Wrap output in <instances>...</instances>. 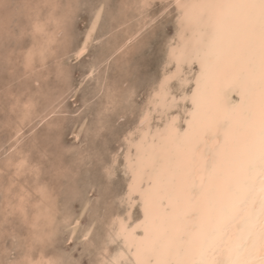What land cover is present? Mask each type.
<instances>
[{
  "label": "snow or ice",
  "instance_id": "snow-or-ice-1",
  "mask_svg": "<svg viewBox=\"0 0 264 264\" xmlns=\"http://www.w3.org/2000/svg\"><path fill=\"white\" fill-rule=\"evenodd\" d=\"M144 7L152 5L145 0ZM169 11L173 20L180 21L179 40L171 28L163 39L175 71L164 81H156L152 97L163 132L149 140L137 137L135 147L127 151L121 146L112 154L96 146L82 153L86 161L98 164L90 191L99 189V207L80 239L99 238L102 255L96 259L94 250L88 249L81 255L89 257L88 264H224L215 257L217 251L226 249L229 264H264V0H176L171 5L157 4L151 23L162 29L169 21ZM99 19L97 13L78 55L86 54L87 39ZM148 27L144 25L136 35ZM189 64L193 71L186 80L181 66ZM210 76L221 114L204 123L200 99ZM169 79L175 80L171 88ZM180 101L185 102L186 124L177 133ZM127 135L121 134L120 139ZM165 137L178 141L179 147L168 151L162 142ZM74 139L78 143L73 147L82 149L85 141L79 135ZM256 167L262 194L260 254L258 259L241 261L243 249L237 240L229 241L230 226L247 222L251 197L230 199L221 215L227 224L215 221L204 232L200 226L206 188L210 178L216 183L222 170L230 168L232 190L250 191L252 186L242 177L245 171L253 174ZM121 180L123 186L118 187ZM121 205L123 210L117 214L113 207ZM133 205L140 215L129 222Z\"/></svg>",
  "mask_w": 264,
  "mask_h": 264
},
{
  "label": "rangeland",
  "instance_id": "rangeland-1",
  "mask_svg": "<svg viewBox=\"0 0 264 264\" xmlns=\"http://www.w3.org/2000/svg\"><path fill=\"white\" fill-rule=\"evenodd\" d=\"M10 1L11 4L8 5L4 14L7 13L8 15V10L13 8L18 17H10V20L9 16L12 15L4 16L3 20L5 22L9 20L11 22H8V24L14 22L12 25H17L13 26L14 29L10 30L8 36L6 35V38H4L6 40L0 39V68H2L0 71V81L2 82L0 83V121H5L0 123V142L3 144L0 151V163L9 154V150L7 151L6 149H9L15 143V132L6 126L5 120L8 116H14L11 114L10 108H8L11 101L10 93H23L22 98L34 93L37 103L42 109V106L46 107L51 100H55L56 96L63 92L61 99L63 101L59 111L57 110L56 114L44 120V124L39 122L38 118H34L35 121L24 126L25 129L20 136V141L25 140L24 142L21 141V144L27 149L32 147V161L38 166L40 165L38 180L40 179L39 182L51 187L55 195L56 206L61 212L57 230L54 233L55 235L52 236L53 239L45 243L46 254L58 259V264H77V262L78 264H88L89 257L87 255L82 256L81 253L85 249L90 252L94 250V258L98 259L100 258L99 252H101L98 246L102 243L99 238L95 241L91 237L89 241L80 239V234L86 231L85 227L89 221L96 218L95 213H97L99 207L96 202V195L99 189L96 192L90 191L91 185L98 175V164L86 161L82 157V153L86 150H92L96 146H103L107 152L112 154H114L113 150L119 152L121 146L126 150L125 141H122L120 136L135 128L147 98L152 93L153 88L156 87V81H159L163 74L162 71L164 70L162 69L166 67L167 60L163 39L164 36L168 35L167 28H171L173 33L176 31L177 21L171 18L170 11L169 21L162 29H158L153 25L151 23V13L155 10V6L157 4H167V2L170 5V2L169 0H152L151 5L153 7H147L144 13V16L148 17L149 27L141 32L135 38L136 40L126 46L122 52H118L109 58L108 56L112 48L117 45V41L124 36L127 30L134 29L138 24L137 22L144 17L132 18L128 23L120 25L119 22L123 20L119 17L122 0H72V13L65 29V41L63 39L64 36L61 34L58 44V52L60 54H62L63 50L68 52L64 59L61 58V65L65 69V74L62 75L63 81H61V78H57L58 68L55 64V58H53L56 57V54L52 55V58L50 57L51 55L49 56V61L51 62L49 63L47 60L46 68L41 69L40 67V70L37 69L38 80L36 76L34 78L32 73H23V69L20 68L22 61L19 64V61L13 60L15 59L14 57L21 56V52L31 44L33 36L29 32L27 12L24 10L25 8L20 6L21 0ZM65 1L67 2L68 0H61L62 4H65ZM97 13H100V19L96 23V29L92 34L87 52L79 57L76 52L83 44L84 38L87 37L89 26ZM15 35H18V37ZM168 39L171 40L172 37L169 36ZM16 42L18 43L16 44ZM15 45H17L16 47L19 46V50H14L16 49ZM58 52L57 54H59ZM17 63L19 65L15 67L14 72L11 71V68ZM52 66L53 69L55 68L54 70H52ZM47 68L50 73H47ZM41 72H44L45 75L41 74ZM90 72L92 74L87 75ZM5 77L9 79L8 82L10 83L6 81ZM27 81L30 85L25 84ZM173 83H175V80L171 85ZM31 86L32 88H30ZM24 88L30 89L27 92ZM42 88L44 91L41 90ZM46 91L50 97L47 96ZM109 99L110 101H108ZM107 105L110 107L108 108ZM157 120V117H155L154 122H157ZM48 129L51 130L48 131ZM77 135L81 137L82 141H85L82 149L73 147L74 144L78 143L74 139ZM44 156L46 159H44ZM9 173L10 171H7L1 178L7 179ZM117 183L118 187H122L124 181L121 180ZM2 196L0 193V205ZM114 207L113 210L116 213H120L124 205L119 208ZM136 211L137 206L132 211L134 218L139 215V212ZM6 219H8L7 225L4 224L6 221L0 215V221L3 220L0 226L5 231L3 233L8 234L11 231L14 237L11 236L10 232L8 236L4 235L2 236L3 238H0L2 240L0 242V264H12L18 257L20 258L25 244L23 240L26 241L24 239V235L27 232L26 227L19 223L18 217L10 215ZM40 249V246L37 247L35 252ZM6 253H9V255H6Z\"/></svg>",
  "mask_w": 264,
  "mask_h": 264
},
{
  "label": "bare ground",
  "instance_id": "bare-ground-1",
  "mask_svg": "<svg viewBox=\"0 0 264 264\" xmlns=\"http://www.w3.org/2000/svg\"><path fill=\"white\" fill-rule=\"evenodd\" d=\"M23 1L21 0L20 6L25 8L24 10H26V12H27L26 14H27V17L29 20V32H30V34H32L33 40L31 42V44L21 52V56L14 57L15 59H13V60L19 61V64H20V61H22L21 64H22L23 68H22V66H20V68L23 69V73L24 74L32 73V74H34V78L36 76V78L39 80V77H38L39 75L36 74V72H38L37 69L40 70V67H41V69L46 68V63L50 60L49 58L50 57L52 58L53 57L52 55L56 54V57H53V58H55V64L58 68V71H57L58 77L57 78H61V81H63L62 75L65 74V72H64L65 69L61 65V62H62L61 58L64 59V56H66L68 54V52L63 50L62 54H60L58 52V44H59V41L61 39V37H59L61 34H62V36H64L63 39L65 41V36H66L65 29H66V25L69 22L70 14L72 13L73 1L72 0H68L67 2L65 1L66 2L65 4H62L61 0H23ZM151 1L152 0H148V3L151 4ZM156 1H158V0H156ZM169 2H170V5L175 4L176 0H169ZM9 4H11L10 0H0V39H3V40H6L4 38H6V35L8 36V34L10 33V30L12 28L14 29L13 26L15 25V24L12 25V23H14V22H12L11 24H8L9 20H7L6 21L7 23H6L5 20H3V18H5L6 16L8 17V15H12V16H9V19H10V17H12V18L18 17V16H16V13H15L16 11L13 8H10L8 10V13H9L8 15H7V13L4 14V11H7ZM144 4H145V0H122L121 1L120 10H119L120 13L119 12L118 13H119V17L122 18L123 20L122 21L120 20L121 21V22H119L120 25H124V24L128 23V21L130 19L132 20V18H137L139 16L144 17V18L140 21L136 19L139 22H137L138 24L134 29H129L127 31L125 30L126 32L124 33V36L119 41H117V45H115L112 48L111 53L108 56L109 58L114 56L118 52H122V50L125 49L126 46H128L132 41L136 40L135 38L138 36V35H136V33L138 31H140V29L144 25H148V23H149V20L147 19L148 17L144 16V13L146 12L147 7H144ZM167 4H168V2H167ZM10 7H12V6H10ZM102 8H103V4H102ZM169 13H170V11H169ZM176 21H177V23H176L177 27L175 29L176 30L175 32L177 33V39L179 40L178 33L180 30V28H179L180 21L179 20H176ZM25 29H27V28H25ZM15 36L18 37V35H15ZM91 39H92V36L87 39V45H86L87 48L89 47L88 45H89ZM84 40H85V38H84ZM17 43L18 42H16V44ZM83 45H84V42L80 46V48L77 50V52H76L77 54L80 52ZM16 46L17 45H15L16 49H14V50L17 51V50H19V46L18 47H16ZM127 50H128V48H127ZM59 51H60V49H59ZM57 52L60 55L57 54ZM14 56H17V55H14ZM78 56L80 57V55H78ZM166 57H167L166 67L164 69H162L164 71H162L163 74L159 80L161 82L164 81L166 79V77L170 76V74L175 71V69L173 67V63L169 60L168 55ZM5 59H7V58L5 57ZM52 61H54V60H52ZM50 62L51 61H49V63ZM19 64L18 63L16 65L14 64V67L11 68V71L14 72L15 67H17ZM185 67H187L188 71H185ZM1 69L2 68H0V71H1ZM54 69L52 66V70H54ZM192 69H193V66L191 64H189L187 66H183V65L181 66V72L185 74L186 80L191 78ZM18 70H19V68H18ZM46 70L48 71L47 73H50L48 68ZM2 73H3V71H2ZM4 73L6 74L5 71H4ZM17 73H20V72H17ZM42 73L45 75L44 72H41V74ZM28 76H30V75H28ZM23 80H21V81L25 82ZM6 81L8 82L9 79H7ZM173 81H174L173 79L168 80L169 88H171V83ZM0 83H2V82L0 81ZM8 83H10V82H8ZM12 83H13V81H12ZM25 84H29V82L27 81V83H25ZM39 84L44 85L42 83H39ZM22 86H23V84H22ZM186 86H188L187 83L185 84V87ZM30 88H32V86ZM29 89L24 88V90H26V91ZM215 89H216L215 81L210 76L208 81L203 86L201 99H200L201 120L204 123L212 121L215 117H217L221 114L219 111V108H218ZM22 90H23V88H22ZM41 90H43V88ZM37 93H39V92L37 91ZM45 93L47 94V91ZM61 93L62 94H59L58 96H56L55 100H51L46 107L42 106V109L40 108L41 106L37 103V98H36V95L34 93H32V95H31V93L30 94L27 93L28 97H26V98L25 97L22 98L23 93H21V94L20 93H10L11 101L9 103L8 108H10V112L14 116L10 115L11 117L8 116V118H6L5 120H6V126L15 132V135H14L15 143L12 144L9 149H6L7 151L9 150L8 151L9 154L0 163V193L3 195L2 201H1L2 203L0 205V215L3 218V220L6 221V222H4V224L7 223L8 219H6V218L7 217L9 218L10 215L11 216H17L19 223L22 226H25L26 231H27L26 234L24 235V239H26V241L23 240V242H25V244L23 246L22 254L19 252L21 254V256L19 255L20 258L18 257V259L16 261H14L13 263L11 262L12 264H58V262H59L58 259H55L54 257H51L50 255L46 254L44 247H45V243H47L48 241L53 239L52 236L55 235L54 233L57 230V226H58L57 224L59 223L61 212H60L59 208L56 206L55 195L53 194L51 187L47 186V184L45 185L44 183L39 182L40 179L38 180V177L40 175L39 174L40 173V165L38 166V164H35L32 161V158H31L32 147H29L27 149L24 145H22L21 141H23V140L20 141V136H21L23 130L25 129L24 126H27L32 121H35L34 118H38L39 122H42L44 124V122H45L44 120L48 119L49 116L56 114L59 111V109L61 108L62 101H63V100L61 101V99L63 97V92H61ZM24 94H25V92H24ZM154 95H155V87L153 88L150 96L147 98L146 104L140 113L137 125L135 126L134 129L127 132L128 133L127 139L123 140V141H125V144H126V151L135 147V143L137 142V137H141L145 140H149L153 136H158V135L162 134L163 130H161L159 128L163 124V121L156 114V108H155L154 103L152 101V97ZM47 96L50 97V95H48V94H47ZM5 100H7V99H5ZM108 101H110V99ZM108 101H107V103H108ZM189 103H190V101H189ZM179 104H181V106H180L181 112L176 118V132L177 133H180L182 131L181 125L186 124V121L184 120V111H183V109L185 107V102L180 101ZM107 107H108V105H107ZM150 107L152 108L151 114H149V108ZM173 110L174 109H172V111ZM7 113H8V111H7ZM0 117H1V115H0ZM155 117H157V119H158L157 122H154ZM141 121H143V122H141ZM4 122L5 121H0V123H4ZM52 127H54V126H52ZM39 129H41V128L39 127ZM49 130H51V129H48V131ZM99 130H98V132H99ZM56 131H57V129H56ZM40 133H42V132H40ZM84 134H85V132H84ZM160 142L161 141L158 140V143H160ZM162 142L165 144V147L168 151L176 150L179 147V143L175 139L169 140V139H167V137H165ZM2 147H3V144L0 142V151H1ZM44 159H46L45 156H44ZM7 171H10L9 177L7 179H4V177L1 178V176L3 174H5ZM62 171H65V170H62ZM242 178H243L245 183H248L252 186L250 191L249 190H242L239 188H234L232 190L233 172L230 168H225L224 170H222V172H221L219 178L217 179L216 183H215L214 178H210L209 183H208L207 188H206V201L207 202H206V205H205V208L203 211V222H202L200 228L202 231L208 232L212 229L215 221H217L218 223H221V224H227V221L221 215L224 213L225 209L227 208L230 199L241 200V199H244L245 197L250 196L251 200H252V204L250 205L249 211L247 214V222L246 223L245 222H238L237 224H232L230 226V235H229V241H231L233 239L237 240L238 241V248L243 249V251H240V253H239V259L241 261H244V260L258 259L259 254H260V201H261V195L262 194L260 191V170H259V167H256L253 174H251V175H249L247 173V171H245ZM135 206L136 205H133V207L131 209V214L128 217L129 222H131L132 220L135 219L133 217V214H132L133 208ZM117 214H119V213H117ZM139 215H140V213H139ZM2 221H0V224L2 223ZM11 223H12V221H11ZM17 227H19V226H17ZM250 228L252 229V231H250ZM3 232H5V231H3L1 226H0V238H3L2 236H4V235L8 236V234L11 231L8 234L7 233L4 234ZM10 234H11V236H13L12 232ZM250 239H251V244L249 243ZM195 241H196V234L194 233L193 237L191 238V243L194 245ZM0 242H2V240H0ZM39 246L41 247V249L38 250L37 252H35V250ZM253 246L255 247L254 252L252 251ZM2 247H4V246H2ZM13 248H14V246H13ZM51 248H52V246H51ZM0 249H1V247H0ZM4 249H7V248H4ZM95 249H96V247H95ZM214 251H216V250L214 249ZM14 252L16 253V251H14ZM51 253H53V252H51ZM99 254H100L99 257H101L102 253L99 252ZM6 255H9V253H6ZM104 258L106 259L107 257L105 256ZM215 259L223 260L224 264H229L230 254L227 253L226 249H220L219 251H217ZM59 260H61V259H59ZM11 261H13V260H11ZM3 264H5V263H3Z\"/></svg>",
  "mask_w": 264,
  "mask_h": 264
}]
</instances>
